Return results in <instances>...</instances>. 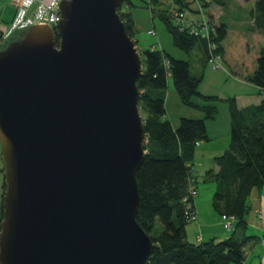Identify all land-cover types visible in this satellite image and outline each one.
<instances>
[{
	"label": "water",
	"instance_id": "1",
	"mask_svg": "<svg viewBox=\"0 0 264 264\" xmlns=\"http://www.w3.org/2000/svg\"><path fill=\"white\" fill-rule=\"evenodd\" d=\"M124 0H64L0 50V264H146V135ZM55 31L58 36L56 42Z\"/></svg>",
	"mask_w": 264,
	"mask_h": 264
},
{
	"label": "trees",
	"instance_id": "2",
	"mask_svg": "<svg viewBox=\"0 0 264 264\" xmlns=\"http://www.w3.org/2000/svg\"><path fill=\"white\" fill-rule=\"evenodd\" d=\"M149 7L158 9L159 0H138ZM203 5L205 6V0ZM128 2L134 7L130 0ZM184 10L188 4L174 0ZM122 3V4H123ZM121 4V5H122ZM158 16L165 24L175 48L190 52L197 43L202 48L207 63V48L203 40L181 33L169 19L168 11ZM255 26L264 37V0H254ZM153 14V13H152ZM154 15V14H153ZM155 16V15H154ZM127 35L133 39L134 24L130 13L119 15ZM217 51L222 55L221 42L226 37L223 25H215ZM21 34L15 36L18 39ZM56 42L58 36L55 31ZM168 61V67L164 65ZM142 75L136 85L140 92V105L146 118L143 129L146 142L143 145L145 157L136 174L139 205L136 221L153 242L154 249L146 264H242L245 258V238L234 236L214 243L213 240L198 244L185 242V224L182 200L188 194V180L194 177L193 161L196 145L209 140L206 120L217 114L216 97L203 96L198 92L201 77H193L189 63L161 51L145 50L141 53ZM180 103L202 114V118H181L173 129L165 118V92L168 80ZM248 81L264 96V48L259 51L256 68ZM230 117L229 148L214 158L216 170L209 169L202 176L203 183L214 184L213 210L219 216L235 219V228H246L245 216L249 212L247 200L252 190L264 186V98L259 104L239 108L232 99L228 101ZM0 183V219L2 217ZM198 190V188H197ZM156 222L161 231L155 229ZM232 231V233L235 231Z\"/></svg>",
	"mask_w": 264,
	"mask_h": 264
},
{
	"label": "crops",
	"instance_id": "3",
	"mask_svg": "<svg viewBox=\"0 0 264 264\" xmlns=\"http://www.w3.org/2000/svg\"><path fill=\"white\" fill-rule=\"evenodd\" d=\"M181 1L183 4L190 3V0H181ZM168 2H170V0H159V5L157 8H162L164 4H167ZM228 2H231L232 4L236 5L239 10H244V11L249 5L250 7L248 8L249 10L247 11V13L249 15L250 20L248 22H245L243 18L238 19L235 17L234 14L227 13L228 11L226 9L227 8L226 5L228 3L224 2V0H206L205 7L207 6L206 12L208 13L213 23H215V25H223L225 26L226 29V37L221 42L223 64L220 68H214V69L221 70L218 72H222L224 76L230 79V85L228 86L227 90H229L230 93L232 94H224V92H218V94L203 95L201 94V92L205 93L204 92L205 90H201V88L199 89V85H198V92L203 96L216 97L218 100L221 99L223 101L226 100L225 102L233 99L239 108H245L250 105L259 104L261 100L264 98L263 93L256 86H254L248 81V79L253 74L256 68V59L258 57L259 51L262 48H264V37L263 34L260 32V30L257 29L255 26L254 0H228ZM175 5L177 8L180 7V4L178 3H175ZM188 9H190L189 6ZM228 17H232V18H229L228 20ZM245 25H247V27ZM199 50H200V55L198 58V63L200 64V67L204 68L207 63L205 61L202 48L199 47ZM250 51H252L253 53L252 61H251L252 64H247L245 62V56L248 55ZM189 72H190V64H189ZM212 73L219 74L216 72H212ZM219 75L222 77L221 73ZM191 76L201 77V80L203 78L202 74L201 76H197V74L194 75L191 74ZM211 84L215 87L218 86L216 83H211ZM208 91H211V89ZM231 96H233V98H231ZM165 98L166 96L164 97V106H165ZM217 101L215 102V105L217 106V114L213 119L206 120V131L209 138L207 142L212 141L216 137H218V134H215L216 132L219 131L220 133H222V136L218 137V139L220 140L219 144H221L219 146H221V148L213 147V145L211 144H206V145L203 144L207 142H202L196 145L194 161H193V169L195 172L194 177H198L200 175L201 180L205 171L209 169L216 170V166L214 164V158L223 154L227 150L226 148L229 147L228 140L230 142V117L228 111V104L221 103V105H219L218 107ZM200 115H201L200 118H202L201 113ZM165 118L167 119V116H165ZM194 119H199V118H194ZM178 123L175 124L176 126L171 125L172 128L175 129L178 126ZM196 152L198 156H196L197 155ZM199 154H201L202 158L204 157V155L207 156L208 160H204L203 163H209V162L211 163L203 166L199 162L200 159ZM204 185H205L204 188L208 192L207 199L212 204V197L215 189L214 184L204 183ZM197 188H198V184H197ZM200 191L201 189L197 190V196L194 199V209L196 212L195 221H197V214H198L197 207H198V203L200 202V198H199ZM252 194H256L255 197L256 199L254 202H250V196ZM247 203L249 206V210L252 209V213L248 212V214L245 216L246 228L245 229H241L239 227L235 228V231L233 233H235L237 229H241L242 233L240 239L245 238L246 241L244 246L246 255L242 264H264V257L261 256L258 251V249H264V248H261L260 246L257 245V239L262 234V231L264 229V186L260 190H256V189L252 190L247 200ZM255 211H259L262 214L261 221L258 218H256Z\"/></svg>",
	"mask_w": 264,
	"mask_h": 264
},
{
	"label": "rangeland",
	"instance_id": "4",
	"mask_svg": "<svg viewBox=\"0 0 264 264\" xmlns=\"http://www.w3.org/2000/svg\"><path fill=\"white\" fill-rule=\"evenodd\" d=\"M134 7H131L128 2L123 3L120 8L118 9V15L124 14V13H130L131 18L134 24V33L135 36L133 39H131L134 42V45L137 49V52L141 55V53L145 50H155V51H161L162 53L168 54L171 57L179 60H186L190 64V73L191 74H197V76H201L202 74V80L199 84V89L205 90V93H202L203 95L206 94H218V92H224V94H232L230 93L228 89V86L230 85V79L224 76L222 72H218L221 70H215L214 66L212 64H206L204 68L200 67V64L198 63V58L200 55L199 50V44L197 45L188 53H184L180 51L179 49L175 48L172 44L171 36L167 32V29L165 27L164 22L158 17L161 12L160 11H168L171 12L174 8H176L175 3L173 0H170L167 4H164L162 8H158L155 10H150L149 7L145 6L142 1L138 0H130ZM206 1V0H205ZM11 0H0V24H9L12 21L13 15H14V9L10 4ZM224 2H227V13L234 14L236 18H243L245 22H248L250 20L249 15L247 11L249 10L248 7L246 10H239L236 5L232 4L231 2H228V0H224ZM226 4V3H225ZM189 8L191 10H195L197 8L196 3L194 0H190V3L188 4ZM207 7V6H206ZM204 7V11H207V8ZM190 9L185 8L184 11L186 12L185 15L188 18L196 17L198 14L189 11ZM155 15H153V14ZM229 18L232 17H228ZM232 26V25H231ZM247 27V25H245ZM245 27V28H246ZM148 31H153V34H148ZM5 45H1L0 50L3 49ZM153 47V49H152ZM252 56L253 53L250 51L248 55L245 56V62L247 64H252ZM220 67L222 66L223 62L220 60ZM212 72L221 73L222 77L219 74H214ZM214 77V78H213ZM211 83H216L218 86L215 87ZM211 91H208L210 90ZM200 90V91H201ZM165 111L166 116L171 125L176 126L175 124L178 123V121L181 118H200L201 115L197 111H194L190 108L184 107L180 104L177 94L175 93L173 89V85L171 80H168V87L165 92ZM233 98V96H231ZM219 99L217 101V105L228 104V101ZM139 114L143 120L146 118V113L144 111V108L140 105L138 106ZM215 134H218L219 136H222V133L219 131ZM216 137L214 140L209 141L206 144H211L213 147L221 148V144H219V139ZM223 138V137H222ZM229 143V140H228ZM227 143V144H228ZM225 147V146H224ZM223 148V146H222ZM229 147L226 149L228 150ZM200 149V148H199ZM198 149V151H199ZM197 154V152H196ZM198 156V154L196 155ZM200 159L199 162L205 166L209 163H203L204 160H208L207 156L204 155V157H201V154H199ZM203 156V155H202ZM200 168V167H198ZM198 178V189H201L199 192V198H200V204L198 203L197 207V221H190L185 224L184 230H185V242L189 244H198L201 243L198 238L202 240V242H208L213 239L214 243L221 242L223 240H226L230 238L231 236H234L236 239H240L242 230L237 229L235 233H232L234 228L231 231H227V229L223 226L220 216L214 212L211 202L207 199L208 192L204 188L205 185L202 183L200 175ZM2 179L3 182V176H2V165L0 161V180ZM204 188V189H203ZM2 192V198H1V207L3 204V192H4V185L3 190L1 188ZM256 193V192H255ZM256 194H252L250 196V202H254ZM249 213H252V209L249 210ZM3 220V208H2V217L0 219V223ZM155 229L157 231H161V225L159 222H156ZM261 256L264 257V249H258Z\"/></svg>",
	"mask_w": 264,
	"mask_h": 264
},
{
	"label": "built area",
	"instance_id": "5",
	"mask_svg": "<svg viewBox=\"0 0 264 264\" xmlns=\"http://www.w3.org/2000/svg\"><path fill=\"white\" fill-rule=\"evenodd\" d=\"M64 0H11L10 4L14 9L12 21L9 24H0V46L14 40L15 36L22 34L31 27L45 26L56 30L60 18V5ZM197 8L189 10L198 14L196 17L188 18L184 10L173 9L168 13L169 19L175 29L181 33H188L200 40H203L207 48V63L215 68H220L222 55L217 51L218 46L214 42L216 38L215 23L210 19L208 13L204 11L202 0H194ZM153 34V31H148ZM1 48V47H0ZM153 49V47H152ZM168 67V61H164ZM197 196V188L192 179L188 180V194L182 200L184 216L186 221H195L196 212L194 209V199ZM255 216L260 221L262 214L255 211ZM220 220L227 231L235 228V219L231 216H220ZM201 241L200 238H198ZM257 245L264 248V229L257 239ZM246 255V252H245Z\"/></svg>",
	"mask_w": 264,
	"mask_h": 264
}]
</instances>
